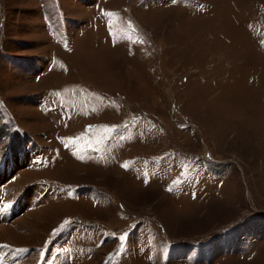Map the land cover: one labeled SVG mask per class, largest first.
<instances>
[{
    "label": "rangeland",
    "instance_id": "1",
    "mask_svg": "<svg viewBox=\"0 0 264 264\" xmlns=\"http://www.w3.org/2000/svg\"><path fill=\"white\" fill-rule=\"evenodd\" d=\"M0 264H264V0H0Z\"/></svg>",
    "mask_w": 264,
    "mask_h": 264
},
{
    "label": "snow or ice",
    "instance_id": "2",
    "mask_svg": "<svg viewBox=\"0 0 264 264\" xmlns=\"http://www.w3.org/2000/svg\"><path fill=\"white\" fill-rule=\"evenodd\" d=\"M121 239H123V237Z\"/></svg>",
    "mask_w": 264,
    "mask_h": 264
}]
</instances>
